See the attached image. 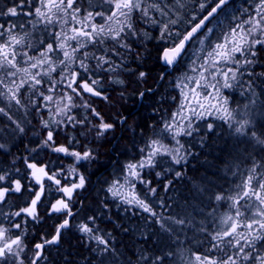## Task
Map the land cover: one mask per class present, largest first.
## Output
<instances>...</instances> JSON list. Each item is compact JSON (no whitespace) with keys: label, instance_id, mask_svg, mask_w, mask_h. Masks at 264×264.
<instances>
[{"label":"snow or ice","instance_id":"6c2138e0","mask_svg":"<svg viewBox=\"0 0 264 264\" xmlns=\"http://www.w3.org/2000/svg\"><path fill=\"white\" fill-rule=\"evenodd\" d=\"M230 3L197 0L199 12L186 21L183 30L184 0H8L0 8V121L4 122L0 140L25 132L17 118L21 113L25 123H30L26 119L29 115L38 117L43 134L37 147L28 149L35 155L14 157L10 168L0 167V264H49L46 250L58 246L63 230L70 228V219L78 214L73 209L80 203L74 196L87 185L78 165L96 159L94 150L82 140L107 141L117 124H126L128 119L123 116L108 122L86 97L108 101L109 90L115 92L118 87L123 100L125 77L134 75L138 82L146 83L149 72L134 71L130 62L140 68L147 45L154 40L159 42L156 59L167 67L180 64L194 43L200 47L189 65L192 74L185 73L174 82L180 90V111L161 121L159 132L139 149L141 158L126 163L122 174L106 189L114 200L148 213L164 231L175 236L176 251L160 255L134 252L135 264H166L177 258L180 264H264V156L260 155L264 153V125L257 127L255 109L249 105L232 108L227 94L239 88L242 95L255 97L257 81H264V0H245L248 6L236 9L241 14H233L227 31L216 36L219 15L227 14ZM214 20L216 25L209 27ZM81 109L83 116L79 115ZM213 116L225 122L237 145L247 146L237 159L250 166L234 188L226 189L207 176L202 178L203 186L194 185V198L201 202L206 199L211 212L193 206L191 214L157 213L135 191L141 184L147 193L157 192L152 181L144 179L145 170L154 169L157 158L163 157L183 167L195 153L181 142L182 138L199 133L194 121ZM214 127L207 123L208 131ZM127 130L135 132L132 125ZM61 133L64 143L58 142ZM200 140L203 143L204 137ZM0 152L11 155L6 140L0 142ZM41 152L71 157L73 162L56 167L51 159H38ZM18 159L23 160L22 175L15 166ZM161 175L155 173L157 178ZM239 175L238 168L233 176ZM183 176L184 172H175V177ZM171 184L168 181L165 190ZM14 196L22 200V205L12 203ZM213 203H227L230 211L218 222L211 219L206 223L214 216ZM4 205L14 210L5 212ZM100 207L106 209L108 205L102 202ZM54 216L64 219L51 238L29 246L28 226ZM196 216L205 220H196ZM97 220L96 215H90L74 225L89 242L92 257L98 264H133L132 258L117 251L111 233ZM186 229L193 236H185L184 242L197 240L200 248L207 245L204 252L192 253L191 259L185 258V250L180 247ZM93 242L95 247H91ZM87 264H93V260L88 259Z\"/></svg>","mask_w":264,"mask_h":264},{"label":"trees","instance_id":"16d2710c","mask_svg":"<svg viewBox=\"0 0 264 264\" xmlns=\"http://www.w3.org/2000/svg\"><path fill=\"white\" fill-rule=\"evenodd\" d=\"M243 2L245 0H233L228 9L232 7L241 8L244 5ZM238 13L236 11V14ZM230 18V16H227L229 22ZM216 36L219 35L216 34ZM158 44L159 42L154 40L147 45L148 52L144 54L143 64L140 68H137L136 63L130 62V67L134 71H148L149 77L146 83L138 82L134 75L125 77L127 84L125 99L120 100V88L118 87L115 92L109 90L108 101L97 97H86L93 107H96L104 115L108 122H116L123 116L128 119L126 124H117L115 133H110L107 141L101 140L94 143L91 138L82 140L86 147L94 150L96 159L89 161L87 164L80 163L78 165L79 171L87 178V185L84 190L80 191L79 195L74 196V200L80 201V203H76L73 209L78 214L71 219L70 228L63 231L58 246H50L46 250L49 264H65L66 261H69L70 264H87L88 259H92L93 264H98L89 251V242L74 226L90 215L98 217L97 223L100 227L111 233L114 247L118 252L132 258L133 264H135V257L132 255L134 252L139 253L143 250L146 254L160 255L161 253L177 250L175 236L164 231L148 213L134 206L122 204L118 199L114 200L106 191L111 181L122 174L121 169L126 163L129 161L135 162L141 158L139 149L144 147L150 138L154 137V133L159 132L161 121H167L171 118L172 113L179 112L178 109L175 111V105L178 106L181 103V95L174 82L178 78L179 69L181 67L185 68V59L171 72H167L161 80V73L165 72L167 66L156 59L158 55L156 46ZM257 70L259 71V69ZM257 84L259 85L256 88L259 92L258 96L264 107V81H257ZM146 89H151V91L148 92ZM237 89L234 91L228 90L229 97L237 95ZM141 92L145 93L142 100L139 95ZM174 97L175 99H173ZM84 114V110L81 109L79 115L83 116ZM17 118L23 123L25 132L14 137H5L11 155L5 156L3 152H0V167L10 168L14 157L35 155L29 153L28 149L36 148L39 139H42L43 134L38 117H35L34 114L27 116L26 119L30 123L24 122L25 117L22 113ZM179 119L178 116L177 120L179 121ZM195 123L196 121H194ZM260 123L264 125L263 122ZM129 125L135 128V132L127 130ZM2 127H4V122L0 121V128ZM202 134L205 133L202 132ZM200 137L203 136H197L194 133L192 137L182 138L181 142L185 143L186 147L191 146V150L195 153L194 156L188 157L183 167L174 165L170 159L163 157L157 158V166L154 169L145 170L147 174L144 179L152 181V186L157 189L155 195L147 193L144 185L137 184L136 194L145 199L157 213L163 216L176 213L191 214L193 206L205 213L211 212L212 207L208 206L206 199L201 202V200L194 198L196 195L194 185L203 186L204 181L202 178L205 176L215 179L226 189L235 186L236 179L230 177V167L225 164V161L230 160L233 154L234 146L232 144L234 145V143L231 142L232 140L217 136L213 140L211 138L204 139L201 143ZM77 138L81 139L80 137ZM5 140H0V142H5ZM58 142H65L63 133L58 138ZM165 143H169V140L166 139ZM241 146L246 147L245 145ZM57 157H60V159L57 160ZM38 159L45 162L51 159L56 167L60 164L67 165L73 162L71 157L46 152H41ZM243 164L246 166V161ZM15 166L21 169L22 175L24 173L23 160H16ZM169 169L171 171H168ZM176 171L184 172V176L182 178L175 177ZM156 172L162 173L161 177L157 178L155 176ZM168 181H172V184L168 190H165L164 185ZM52 198L50 197V199ZM102 202L108 205L106 209L100 207ZM12 203L22 205V200L14 196ZM162 204L167 207H161ZM213 207L215 208L213 217L205 220L204 216H196L195 219L205 220L206 223L210 222L211 219H216V216L223 209L228 208V204L213 203ZM12 210L14 209L10 208L9 205L3 206L5 212ZM63 219V216H54L51 219L45 217L42 223L30 224L26 243L31 246L33 243L42 242V238H51L55 232V227ZM124 229H127V231H124ZM185 236L190 239L193 232L186 229L185 235L180 237V247L185 250V258H192L194 252L205 251L207 245L200 248L197 240L186 243L184 242ZM199 239H204V237H199ZM91 247H95L94 242ZM175 263L179 264L180 259L166 262V264Z\"/></svg>","mask_w":264,"mask_h":264},{"label":"rangeland","instance_id":"374dc122","mask_svg":"<svg viewBox=\"0 0 264 264\" xmlns=\"http://www.w3.org/2000/svg\"><path fill=\"white\" fill-rule=\"evenodd\" d=\"M4 1L0 0V8H3L5 6V4L8 2V0L5 1V2ZM184 2H185L186 7L183 10V20H184V22H182L181 25H180V29L181 30H183L187 26L186 21L191 19L193 14H197L199 12V9L195 6L196 3H197V0H184ZM243 3H244L243 7H241V8L232 7L230 9H227V14L223 13L222 15L219 16V20H220L221 23H220V27L217 28L216 34L220 35L221 32L227 31V26H228V22H229V20H227V16L231 17L233 14L239 16L241 13L239 12L238 14H236V9H243V8H246L248 6L247 4H245V2H243ZM216 23L217 22L214 21L209 27L215 26ZM215 38H216V36L213 37V40ZM199 47L200 46L197 43H194L189 48L188 54L185 57V62H184L185 68L181 67L180 68L181 70L179 69L178 78L175 79V82H178L180 80V78L182 77V75L185 74V73L192 74V73L189 72V65L191 64L192 59L195 58L193 54L198 51ZM234 90L235 89H232V91H234ZM255 91H256V96L253 97V96H251L250 94H247V93H244L242 95L241 94V90L237 89V95H232L230 97V105L234 109L237 108V106H239L240 109H244L245 105H249V107L254 108L255 109V116H256V124H257V127L259 128L261 125H263L260 122L264 123V107L262 106V103H261V101L259 99L258 90L255 89ZM251 100H254L255 103L254 104H250ZM179 105L178 106L175 105V111L177 109L180 111ZM207 123H213L215 125L213 131H208ZM195 125L199 126V133H195L197 136H203L204 139L211 138L212 140H213L214 137H217V136L220 137V138L224 137L227 140H232L231 142L234 143V145L236 143V147H233L232 157L230 158V160H226L225 164L230 167V173H231L230 177L232 179L233 178L236 179L235 180L236 181L235 184L240 183V180L242 178V174L244 173L245 169L250 166L248 164V162H246L247 165L245 166V164H243L244 161L237 159L238 154L242 153L245 147L237 145L236 138L234 136H230L229 135V129H228V126L225 124V122L220 120V119H218V118H216V117H214V116L213 117H208L206 120L196 121L194 126ZM202 132H204L205 134H202ZM234 145L232 144V146H234ZM249 151H253V149L249 148ZM255 151H259V149H255ZM261 155L264 156V153H261ZM88 162L89 161H81L80 163L87 164ZM238 168H239V171H240L241 175L234 177L233 176V172H236ZM228 171H229V169H228ZM227 211H230L229 207L226 208V209H223L222 212L218 216H216L217 222H218L220 217H222L225 213H227ZM186 259H191V258L190 257H186Z\"/></svg>","mask_w":264,"mask_h":264},{"label":"water","instance_id":"95a60500","mask_svg":"<svg viewBox=\"0 0 264 264\" xmlns=\"http://www.w3.org/2000/svg\"><path fill=\"white\" fill-rule=\"evenodd\" d=\"M231 1H232V0H231ZM173 69H174V67H168V68L166 69V71L164 72V76L166 75L167 72H171ZM142 98H143V97H140L141 100H142ZM74 212H76V211H74ZM70 223H71V219H70ZM64 230H66V229H64ZM64 230H63V231H64ZM59 243H60V242H59Z\"/></svg>","mask_w":264,"mask_h":264},{"label":"flooded vegetation","instance_id":"af4514ba","mask_svg":"<svg viewBox=\"0 0 264 264\" xmlns=\"http://www.w3.org/2000/svg\"><path fill=\"white\" fill-rule=\"evenodd\" d=\"M4 1V0H3ZM0 22H3V20L2 19H0ZM210 26V25H209ZM191 47V46H190ZM164 66H166V65H164ZM239 146H241V145H239ZM261 155V154H260ZM252 211H255V209H253ZM227 212H229V211H227Z\"/></svg>","mask_w":264,"mask_h":264}]
</instances>
